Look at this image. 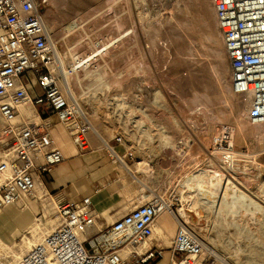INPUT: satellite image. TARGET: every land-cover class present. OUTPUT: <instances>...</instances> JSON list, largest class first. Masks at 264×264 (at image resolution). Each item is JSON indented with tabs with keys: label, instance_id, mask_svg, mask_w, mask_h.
<instances>
[{
	"label": "rangeland",
	"instance_id": "obj_1",
	"mask_svg": "<svg viewBox=\"0 0 264 264\" xmlns=\"http://www.w3.org/2000/svg\"><path fill=\"white\" fill-rule=\"evenodd\" d=\"M110 1L53 0L45 14L60 53V72L68 77L99 138L90 135L104 138L126 155L130 167L144 162L146 174H152L138 178L158 189L175 211L183 203L198 205L197 211L186 207L190 225L208 246L228 256L230 264H264V128L250 122L247 103L233 92L212 0ZM202 1L206 10H200ZM238 124L244 126V134ZM225 126L234 130L239 154V165L230 169L211 153L214 137ZM61 128L65 129L59 124ZM88 140L90 148L80 154H103L90 136ZM126 171L112 169L113 180L125 191L138 190L140 183ZM196 180L211 197L189 190L187 185ZM227 180L246 189L261 206L244 209V198H239L218 211ZM191 192L206 202H184L182 196ZM50 195L37 201L36 213L28 209L33 214L31 227L43 213L44 225L53 228ZM138 196L128 199L120 216L142 203L137 204ZM116 218L109 219V225ZM103 220L96 229L104 228ZM28 230L9 244L25 248L22 239ZM6 260L12 261L0 259ZM194 264H211V259Z\"/></svg>",
	"mask_w": 264,
	"mask_h": 264
},
{
	"label": "built area",
	"instance_id": "obj_2",
	"mask_svg": "<svg viewBox=\"0 0 264 264\" xmlns=\"http://www.w3.org/2000/svg\"><path fill=\"white\" fill-rule=\"evenodd\" d=\"M52 1L0 0V210L34 197L38 183L44 186V177L64 161L52 135L56 122L70 132L78 151L90 148L91 125L63 84L57 48L45 23ZM213 2L233 92L249 103L252 123L264 128V0ZM26 106L34 108L32 116L23 112ZM234 136L232 127L225 126L212 143V155L227 169L239 162ZM116 141L123 144L121 137ZM49 197L53 228L18 264H155L164 258L166 250L153 243L155 221L167 208L163 198L150 197L89 235L102 218L91 196ZM206 248L190 222L177 217L171 264L204 262Z\"/></svg>",
	"mask_w": 264,
	"mask_h": 264
},
{
	"label": "crops",
	"instance_id": "obj_3",
	"mask_svg": "<svg viewBox=\"0 0 264 264\" xmlns=\"http://www.w3.org/2000/svg\"><path fill=\"white\" fill-rule=\"evenodd\" d=\"M56 123L53 126L52 135L56 145L62 150L65 159L44 177V186L48 192L63 195L66 198L91 196L94 209L102 214L97 226L104 221V218L107 221L104 226L106 228L123 217L125 214L120 216V211L126 208L124 204L135 194L139 193L137 198V204H139V201L144 202L154 194V191L158 190L140 179H137V182L140 183L138 190L125 191L122 187L120 188L113 180L111 171L112 169L126 170L122 164L110 160L101 140H96L97 138L95 139L93 135H90L92 144L102 150L103 154L94 152L80 154L67 130L63 128L60 130L59 124ZM151 174L150 172L146 175L150 177ZM144 187H147L145 192L142 191ZM38 204L37 201L25 198L24 203L10 205L0 210V240L3 243L11 246L15 245L9 243L33 225V223L30 225L33 220L32 212H37ZM30 208L32 212L28 211ZM115 217L117 218L109 225L108 220ZM95 229L96 227L91 229L89 233L93 235L102 230ZM176 231L177 219L171 213L164 212L155 221L153 243L166 250L164 258L155 264H171L169 249ZM172 234L174 236L171 240ZM164 241H167L170 245H163Z\"/></svg>",
	"mask_w": 264,
	"mask_h": 264
},
{
	"label": "bare ground",
	"instance_id": "obj_4",
	"mask_svg": "<svg viewBox=\"0 0 264 264\" xmlns=\"http://www.w3.org/2000/svg\"><path fill=\"white\" fill-rule=\"evenodd\" d=\"M110 1V0H109ZM113 1V0H112ZM55 2V1H54ZM111 2V1H110ZM212 2H213V0H212ZM197 3V2H196ZM198 7V6H197ZM199 7H200V10H206L207 9V5H206V3L204 2V1H202V2H200V4H199ZM213 7H214V10H215V6H214V2H213ZM215 16H216V11H215ZM216 19H217V17H216ZM45 23H46V25H47V28L49 29V31L51 30V27H50V25L48 24V22L46 21V18H45ZM217 23H218V21H217ZM54 43H55V41H54ZM56 44V43H55ZM59 53V52H58ZM60 54V53H59ZM58 54V56H59V61H60V55ZM60 64V63H59ZM59 68H60V65H59ZM65 68V67H64ZM62 71V70H61ZM64 72V71H63ZM68 74V73H67ZM63 76H64V74H62ZM66 75V74H65ZM68 78V77H67ZM66 78V76L63 78V83H64V85H65V88H66V90L68 91V93L70 94V96L71 97H73L77 102H78V99H77V96H76V94L74 93V91L72 90V87H71V85H70V82L68 81V79ZM247 103V102H246ZM80 104V103H79ZM247 106H248V109L250 110V105H249V103H247ZM30 110V113L28 114L27 112V110ZM22 110H24L23 112L26 114V115H28V116H32L33 115V113H34V108L32 107V106H26V107H24ZM249 118V117H248ZM249 120H250V122L252 123V121H251V119L249 118ZM89 123H90V127H91V131L89 132V134H88V137L90 136V134H95V135H97L98 136V132H96L97 130H95L94 129V126H93V124H92V122H90L89 121ZM252 124H254V123H252ZM62 125V124H61ZM256 126H261V125H259V124H255ZM66 129V128H65ZM238 129H240L239 131L240 132H242V134H244V126L242 125V124H238ZM68 132V134L70 135V137H71V139H72V141H73V138H72V136H71V134H70V132L69 131H67ZM98 138H99V136H98ZM103 139L104 138H101V142L103 143V148H104V150H106V152L108 153V156L109 157H111L112 159V161H114V163L117 161V163H120V164H122V166L124 167V169H126L129 173H131V175H133L136 179H139L138 178V176L140 175V174H142V173H144V174H146V171H145V169H146V165H145V163L144 162H142V161H138L133 167H130L129 165H127L126 164V162L123 160L122 161V159L124 158V155L123 156H121L120 154H119V152H114L113 151V149L109 146V143L104 139V141H103ZM73 143H74V141H73ZM100 143V142H99ZM76 146V145H75ZM186 146V145H185ZM239 165V164H238ZM212 172V171H211ZM214 172V171H213ZM212 172V173H213ZM215 173V172H214ZM222 173V171L221 172H218L217 174L218 175H220ZM216 174V173H215ZM216 174V175H217ZM224 174V173H223ZM204 176V175H203ZM222 176V175H221ZM201 177V176H200ZM199 177V178H200ZM198 178V179H199ZM204 178V177H203ZM202 178V179H203ZM202 179L200 180L201 182H202ZM188 180H190V179H188ZM200 181H193L192 183H190L191 182V180H190V182L189 183H187V184H192V186H189V185H187L186 184V182H184L188 187H189V190L190 191H192L193 193H195V194H197V192L198 193H202V194H205V196L206 197H211V193H209V192H207L206 191V189L204 190H202L201 189V183H200ZM205 181V180H204ZM204 183V182H203ZM204 184H206V183H204ZM203 184V185H204ZM184 185V184H183ZM195 189H197V191H194ZM142 190H143V192H145V191H147V187H144V188H142ZM246 189H243V188H240L239 186H237L236 184H234L231 180H227V184H226V193H225V195H224V197L221 199V200H219L220 201V204H219V209H218V211L220 210V211H222V212H224V208L226 207V208H228L227 206L229 205V203H232L233 201H236V202H233V203H237V202H239V198H240V200L242 199V198H244V203L242 204V207H244V209H247V210H250V209H252V208H254V207H257V206H261V205H259L249 194H247L246 193V191H245ZM45 192H46V188H45V186H43L41 183H38V185H37V187H36V191H35V195H34V197H25V198H30V199H33V200H35V201H42V199L45 197ZM191 192V193H192ZM191 193H189L190 195H183L182 196V198L184 199V202H188V201H190L191 199H196V200H198L197 201V203H201L202 201L203 202H206L205 200H204V198H201L202 199V201L201 200H199L198 199V197L196 196V195H194L193 193L191 194ZM151 197H161V198H163L162 200L167 204V208L165 209V211L164 212H169V210H170V208L168 207V206H170V200H166L164 197L165 196H163V195H161L160 193H158V191H154V194L151 196ZM25 198H24V200L22 201V202H20V203H24L25 202ZM44 201V200H43ZM183 201V200H182ZM231 205V204H230ZM182 206V205H181ZM232 206V205H231ZM231 206H230V208H231ZM186 207H188V209L189 210H194V211H197V208H198V205H196V206H190V204L188 205V206H186L184 203H183V207L182 208H179V209H177V211H175V214H176V216L172 213V211L170 210V213L177 219V217L178 218H180V219H185L186 221H188L189 220V214H188V212H187V208ZM233 207V206H232ZM220 208H222L223 210H221ZM257 209V208H256ZM262 209V208H261ZM226 210H228V209H226ZM233 210H234V208H233ZM260 210V209H259ZM229 211V210H228ZM230 212V211H229ZM44 215L45 214H43V213H41V217L39 218V219H37L36 220V225H35V227H30L29 228V230H28V234H26L24 237H23V246L25 247V248H21L19 245H18V243H15V245H7V244H5V243H3L1 240H0V259H2V260H4V259H7L8 257L9 258H11L12 259V261H9V260H6V262L4 263V264H18V261H19V259L22 257V255H23V253H24V249H28V248H30L32 245H34V244H37V243H40L41 241H42V239H43V237H44V235L46 234V233H48L49 231H51V228L48 226V227H46L45 225H44V223H43V221L41 220V218H44ZM52 223L54 224V220H52ZM232 225V224H231ZM53 227V226H52ZM34 231V229H35V231H36V233L35 234H39L40 233V235H39V237L38 238H36V241H34L35 239H34V235L35 234H33V232H32V230ZM89 234V233H88ZM84 237H87V235L86 236H84ZM147 246H148V243H147ZM229 247H231V246H229ZM139 249H141V248H139ZM207 252H208V261L206 260V262H205V260H204V263H207V262H209L210 261V259H211V264H216V263H214V261L215 262H218L217 264H230L229 262H228V256H226V255H224V254H222V253H220V252H218L217 250H215V249H212L210 246H208L207 245ZM27 251V250H26ZM238 253V252H237ZM242 253H244V251H242ZM241 253V254H242ZM236 256H238V255H236ZM240 257V256H239ZM238 257V258H239ZM237 261V260H236ZM235 261V262H236ZM2 262V261H1ZM233 264V263H232Z\"/></svg>",
	"mask_w": 264,
	"mask_h": 264
}]
</instances>
